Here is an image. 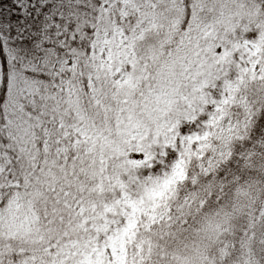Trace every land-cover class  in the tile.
I'll return each instance as SVG.
<instances>
[{
  "label": "snow or ice",
  "instance_id": "6c2138e0",
  "mask_svg": "<svg viewBox=\"0 0 264 264\" xmlns=\"http://www.w3.org/2000/svg\"><path fill=\"white\" fill-rule=\"evenodd\" d=\"M0 264H264V0H0Z\"/></svg>",
  "mask_w": 264,
  "mask_h": 264
}]
</instances>
